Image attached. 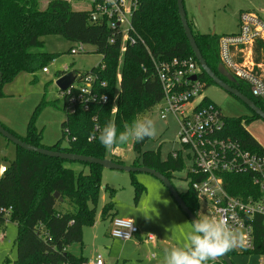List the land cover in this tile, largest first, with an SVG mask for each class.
<instances>
[{
	"label": "trees",
	"instance_id": "trees-1",
	"mask_svg": "<svg viewBox=\"0 0 264 264\" xmlns=\"http://www.w3.org/2000/svg\"><path fill=\"white\" fill-rule=\"evenodd\" d=\"M41 1L0 0V96L4 95L3 86L19 72L34 73L37 69L46 67L51 59L50 54L45 51H31V48L43 45V36L62 35L74 43L93 45L95 52L101 54L102 61L90 70L95 71L102 63L105 65L100 71V78L106 85L98 86L96 90L99 94H106L108 99L105 103L90 104L88 110L77 106L71 114L65 111L67 103L66 98L63 99L66 119L62 122V132L63 138L68 141L66 146H63L61 139L50 146L43 145L32 121L29 122L24 137L8 130L35 146L110 158L123 163L114 158L112 151L125 144H118L110 151L106 150L93 136L95 124L99 122L104 125L110 120L115 121L119 133L123 131L126 123L131 124L140 113L161 100L162 86L155 73L152 58L156 61L188 56L195 58L180 22L176 0H141L132 22L144 44L139 40L134 45H127L122 54L119 38L110 43L109 28L105 23H90L89 10H75L67 0H48L46 7L41 9ZM187 20L206 63L222 78L217 71L222 64L218 45L222 35L200 33L195 22L188 17ZM252 58L255 63H264V44L260 41L252 45ZM198 67V76L205 82V86L216 85L199 64ZM65 72H59L57 77ZM235 79L233 86L264 110V102L254 97L248 85L241 79ZM251 112L253 118H260ZM248 121L250 119L227 117L226 133L245 148L263 152L262 145L243 125V122ZM72 137L75 140H71ZM148 139L133 142L132 149L137 157L132 165L154 168L172 182L173 173L182 170L184 162L181 158H172L170 154L166 160H162L158 150L142 151L141 147ZM16 149V158L0 175V224L9 220L17 226L16 258L12 264L86 262V258L81 255L77 257L71 254L68 246L82 243L83 227L94 223L102 166L48 157L18 146ZM23 162H26V172L22 171ZM72 164H78L81 168L76 173L71 172L73 178L71 176L69 182L68 172L72 170ZM225 179L226 190L232 195L247 196L249 193H258V188L249 175L227 174ZM70 184L73 185L72 188H69ZM132 184L137 200L142 192V185L134 178ZM54 192H58L60 197L52 200V197L55 198ZM179 193L190 210L196 214L199 208L196 192L188 184L187 189ZM23 194L26 196L22 206ZM61 197L67 198L70 209L61 211L55 207V202ZM113 209V203L104 204L102 218L110 216ZM251 223L254 248L247 252L264 254V224L259 216H254ZM232 253L233 250L227 255L230 257Z\"/></svg>",
	"mask_w": 264,
	"mask_h": 264
},
{
	"label": "rangeland",
	"instance_id": "rangeland-1",
	"mask_svg": "<svg viewBox=\"0 0 264 264\" xmlns=\"http://www.w3.org/2000/svg\"><path fill=\"white\" fill-rule=\"evenodd\" d=\"M67 1L75 10H87L91 6L90 0ZM47 2L48 0H42L40 8L44 9ZM183 4L187 17L195 22L200 33H215L219 36L237 33L241 10L257 13L264 20V0H183ZM42 40L43 45L31 48V51L50 54L51 59L46 64L47 71L42 68L34 73L21 71L3 86L4 95L0 96V124L24 137L28 124L32 121L43 145L50 146L61 139L63 146H66L68 141L63 138L62 132L66 114L63 110V96L55 83L57 75L71 70L75 73L88 72L102 61V56L90 44H84L85 52L71 53L70 48L77 45L62 35H46ZM261 64L264 71V63ZM202 96L219 106L226 118L250 119L243 122V125L264 148V121L253 118L252 112L242 101L214 84L207 85ZM162 106L163 102L155 104L140 113L137 119L146 117L153 120L157 130V135L149 138L141 150H158L161 159L166 160L171 151L181 148V144L177 140L178 125L175 118L171 114L166 118L160 117ZM132 145L133 142L129 141L120 146L118 152L115 149L114 158L125 165H132L137 157ZM16 152V145L0 134V166L8 167L16 158ZM26 168V162H23L22 171L26 172ZM70 168L73 171L68 172L69 182L73 178L71 172L76 173L81 166L72 164ZM186 172L187 168H184L173 173L172 184L178 192H183L188 187ZM132 178L142 185V192L137 200ZM72 187L70 184L69 188ZM25 196L26 194L22 195V206ZM57 197H52V200ZM106 203H113L111 215L116 213L136 224L143 238L133 236L122 240L111 237V215L105 218L100 215ZM55 207L61 211L71 208L66 197L57 200ZM95 214L94 223L82 229V243L68 246L71 254L77 257L80 254L87 256L91 258L90 262L95 254L100 253L105 264H160L165 249L182 246L191 227V221L162 182L149 173L139 171L127 172L102 167ZM196 215L198 218L214 217L209 209H200ZM149 234L153 235L152 240L147 239ZM235 234L240 241V234ZM16 237L15 222L7 220L0 224V264H12L15 260ZM230 259L233 264H264V254L245 252L239 245L233 249Z\"/></svg>",
	"mask_w": 264,
	"mask_h": 264
},
{
	"label": "built area",
	"instance_id": "built-area-1",
	"mask_svg": "<svg viewBox=\"0 0 264 264\" xmlns=\"http://www.w3.org/2000/svg\"><path fill=\"white\" fill-rule=\"evenodd\" d=\"M88 20L93 24L105 23L111 34L110 43L117 38L121 43V54L127 45L141 40L132 17L141 0H90ZM238 31L222 35L219 39V57L224 67L234 76L246 83L251 94L264 102V71L261 63L252 58V45L256 41L264 44V20L251 11H241L238 18ZM142 44L143 41L141 40ZM70 52H85L84 44L76 43ZM155 73L162 86L163 102L160 117L171 114L178 125L177 140L181 148L170 152L174 159L181 158L187 168L185 178L196 192L200 209H209L214 217L223 218L234 233L240 234L242 250L254 248L253 225L251 219L259 216L264 224V151L245 148L237 139L226 133V117L221 109L202 91L206 87L198 74L200 69L192 56L156 61L152 58ZM100 64L95 71L75 73L71 85L61 91L66 98L65 111L74 113L77 106L88 110L92 103H105L106 94H99L96 87H104L106 82L100 78ZM47 71V68H42ZM196 75V79L191 76ZM158 102V103H159ZM68 132V130H65ZM91 139V138H90ZM71 140H75L72 137ZM113 154H116L114 150ZM0 166V173L5 171ZM227 174H246L251 177L258 193L235 196L226 190ZM128 218L114 216L111 219L110 236L122 240L131 239L139 233V228ZM131 223V224H130ZM130 224V225H129ZM129 225V226H128ZM153 235H147L152 240ZM221 262L220 258L208 264ZM47 264V263H42ZM82 264H105L100 253L93 261Z\"/></svg>",
	"mask_w": 264,
	"mask_h": 264
},
{
	"label": "clouds",
	"instance_id": "clouds-1",
	"mask_svg": "<svg viewBox=\"0 0 264 264\" xmlns=\"http://www.w3.org/2000/svg\"><path fill=\"white\" fill-rule=\"evenodd\" d=\"M156 135L153 120L146 117L136 119L131 124L126 123L123 131L119 133L115 121L110 120L104 125L97 122L93 132V136L108 151L118 144L140 142ZM238 245L243 247L223 218L197 217L191 222L182 246L165 249L160 264H208L209 261H215Z\"/></svg>",
	"mask_w": 264,
	"mask_h": 264
},
{
	"label": "water",
	"instance_id": "water-1",
	"mask_svg": "<svg viewBox=\"0 0 264 264\" xmlns=\"http://www.w3.org/2000/svg\"><path fill=\"white\" fill-rule=\"evenodd\" d=\"M177 5V11L179 14L180 22L184 31V34L188 40V43L191 47L192 52L194 53V56L200 66V68L205 72L212 81L222 88L223 90L227 91L231 95L238 98L240 101H242L251 111H253L255 114H257L263 121H264V110H262L259 106H257L253 100H251L249 97L238 91L236 88H233L229 86L225 81L220 79L214 71L208 66L206 63L196 41L193 36L192 30L188 24L187 15L184 9L183 0H176ZM220 75L225 77L228 81L232 83H236L235 77L224 67L223 64H220L217 70ZM75 77V71H66L59 77H57L55 83L57 87L60 89V91L66 90L71 83L73 82ZM192 79H196V75L191 76ZM0 134H2L5 138L13 142L16 146L29 151L34 152L40 155L48 156V157H55L60 158L63 160L68 161H80V162H86L90 164H97L104 168H110V169H116V170H124L127 172H146L153 176H155L158 180L162 182V184L168 189L169 193L173 197V199L176 201L177 205L180 207V209L184 212V214L188 217V219L192 222L195 220L198 216L190 210V208L186 205L184 200L182 199L180 193L177 191L175 186L172 184L170 179L163 175L161 172L157 171L154 168H150L145 165L141 166H133V165H125L123 163L116 162L110 158H98L93 157L89 155H82L77 153H71V152H64V151H56L45 147H39L35 146L33 144L27 143L14 135L12 132H10L8 129H6L2 124H0ZM54 196H58V192H54ZM61 199V198H60ZM220 260L224 262V264H233L232 260L227 254H223L220 257Z\"/></svg>",
	"mask_w": 264,
	"mask_h": 264
},
{
	"label": "crops",
	"instance_id": "crops-1",
	"mask_svg": "<svg viewBox=\"0 0 264 264\" xmlns=\"http://www.w3.org/2000/svg\"><path fill=\"white\" fill-rule=\"evenodd\" d=\"M241 11H243V10H241ZM195 26H196V24H195ZM46 72V71H45ZM119 148H121V147H116L115 149H116V152H118V149ZM114 149V150H115ZM2 173H0V175H1ZM101 211H102V209H101ZM113 211V210H112ZM199 211V210H198ZM112 214V213H111ZM96 215V214H95ZM101 215V214H100ZM113 216H117L116 215V213H113V215H111V219H112V217ZM118 217H120V216H118ZM135 237H138L139 239H142L143 238V236L141 235V232H140V229H139V233L135 236ZM82 257H84V258H86V261H89V260H91V258H89V257H87V256H84V255H82V254H80ZM90 257H93V256H90ZM94 258V257H93Z\"/></svg>",
	"mask_w": 264,
	"mask_h": 264
},
{
	"label": "flooded vegetation",
	"instance_id": "flooded-vegetation-1",
	"mask_svg": "<svg viewBox=\"0 0 264 264\" xmlns=\"http://www.w3.org/2000/svg\"><path fill=\"white\" fill-rule=\"evenodd\" d=\"M220 79H222L223 81H225L229 86L235 88V87L233 86V83L230 82V81H228L225 77H222V78L220 77ZM226 92H227V91H226Z\"/></svg>",
	"mask_w": 264,
	"mask_h": 264
}]
</instances>
